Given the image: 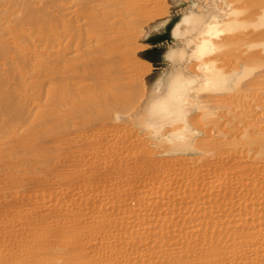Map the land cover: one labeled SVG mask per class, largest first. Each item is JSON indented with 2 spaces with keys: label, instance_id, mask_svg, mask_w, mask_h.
Instances as JSON below:
<instances>
[{
  "label": "bare ground",
  "instance_id": "obj_1",
  "mask_svg": "<svg viewBox=\"0 0 264 264\" xmlns=\"http://www.w3.org/2000/svg\"><path fill=\"white\" fill-rule=\"evenodd\" d=\"M230 1L168 0L170 12L166 15L167 5L161 0H0V194L13 188L26 194L36 189L35 195L42 188L49 194V189L57 190V182L62 188L54 191L53 200H69L70 206L77 202L80 207L73 215L79 208L74 205L69 213L67 202L59 213H44L39 205L41 212L16 214L22 219L19 227H27L22 230H28L25 236L21 229H17L19 233L5 229L3 221L11 224L16 215L0 211L1 232L8 230L13 238L23 236L8 251L2 236L0 264L15 257L19 262L22 256L31 259L18 264H29L44 255L49 257L47 264H264V0L241 4L246 7L243 24L234 23L237 7ZM151 17L153 22L137 39L148 48L137 45L134 50L145 49L142 53L154 70L150 72L146 62L127 67L129 56L124 47L128 49L137 37L138 25ZM247 22L261 29L228 45L239 61L226 63L227 67L217 65L221 37L242 29ZM257 33L262 34L258 37ZM141 73H147L144 96L136 108L142 116L122 117L142 96V83L136 82ZM231 77L234 84L229 87ZM231 91L232 96L213 97L218 105L210 107L222 108L220 115L229 125H215L211 131L217 126L216 133L223 139H243V146L234 151L217 142L214 145L208 141L210 128L203 130L208 148L215 149L209 154L214 164L201 168L186 170L184 165L183 170H176L175 164L172 167L176 160L172 169L166 168V162V172L156 174L164 171L162 158L161 162L154 159L148 147L129 141L123 131L119 135L120 125H109V120L133 118L155 134L170 126L169 143L187 141L192 137L187 135L189 124L199 129L200 123L195 125L196 118H188L192 105L197 100L207 103L210 94ZM235 120L240 127L232 124ZM197 141L201 146L203 140ZM171 149L167 146L166 151ZM97 168L101 169V186H95L100 182L95 177L100 175H93ZM38 173L57 181L50 182ZM193 180L194 186L188 184ZM139 187L152 191H138ZM105 191L116 201L111 203ZM13 195L8 206L17 208ZM29 196L25 203H30ZM86 196L97 200H91L96 206L87 205L89 210L81 207ZM2 198L0 195V210L7 205ZM127 199H133L134 205ZM105 200L111 207L101 203ZM29 221L32 227L27 226ZM46 239L48 247L43 246V253L35 244ZM29 242L33 244L28 246Z\"/></svg>",
  "mask_w": 264,
  "mask_h": 264
},
{
  "label": "rangeland",
  "instance_id": "obj_2",
  "mask_svg": "<svg viewBox=\"0 0 264 264\" xmlns=\"http://www.w3.org/2000/svg\"><path fill=\"white\" fill-rule=\"evenodd\" d=\"M162 1V3L163 4H165V6L167 7V11H166V15H169V12H170V5H169V3H168V0H161ZM199 1H202V0H199ZM205 1H207L208 3L209 2H215V0H205ZM234 1V2H233ZM238 1V0H237ZM253 0H250L249 2L248 1H244V0H239L238 2H236V0H232V2H233V4H232V6H233V8L235 9L236 7L238 8V10H237V8L235 9V12H234V15H233V17H232V19H233V21H234V23H239V24H243L242 23V21H243V19H244V16H246V14H245V10H246V7H244V8H242V6H241V4L243 3V4H245L244 2H246V4H248V3H250V2H252ZM258 0H254V3L255 2H257ZM261 2L263 1V0H260ZM258 2V3H260L261 4V2ZM225 2H231L230 0L228 1V0H225ZM236 2V3H235ZM254 3H252L253 4V6L255 7V5H254ZM258 3H256V5H258ZM236 4V5H235ZM245 4V5H246ZM220 5V7H222V5L221 4H219ZM245 5H243V6H245ZM251 5V4H250ZM241 6V7H240ZM240 8V9H239ZM241 8L242 9H244L243 10V12H242V10H241ZM244 14H242V13ZM237 17L239 18V20L237 19ZM154 18H150L149 19V21H148V23L146 24V23H142V24H139L138 25V27H137V29L135 30L136 31V33H137V37L134 39V41H133V43H131V44H129L127 47H128V49L126 48V47H124L123 49H124V53H125V55H127L126 57H128L129 59H127V63H125V65L128 67V66H130L131 64H135L134 62H146V63H149L150 65L149 66H151V70H150V72L151 71H153L154 70V67L152 68V65H151V63L149 62V61H147V60H145V59H142V58H140L139 57V53H141V52H143L144 50H142V51H135L134 50V48L138 45V46H140V45H144V46H146V49L148 48V45H146V44H142L139 40H137V39H139L141 36H142V34H143V29L144 28H146V27H148V25L151 23V22H153V21H151V20H153ZM237 19V20H236ZM239 21V22H238ZM144 24V25H143ZM247 27V28H246ZM248 27H249V30H248ZM243 29V30H242ZM242 29H238V31L236 30L234 33H227V34H225L223 37H221V39L222 38H224V40L223 41H221V42H218V41H216V42H218V45L222 48L221 50H219V51H217V53H216V56L218 57V63H217V65H224V66H226L227 64L226 63H234V60H238L239 58H237L239 55H237L236 53V51H235V49H232V48H230L232 45H231V43L233 44V42H236L237 40H241L244 36H245V34L246 33H248L249 31H258V30H260V29H258L257 28V25H255L254 27L252 26V24L250 23V22H247V23H244V25L242 26ZM248 31H247V30ZM263 29V28H262ZM244 31V32H243ZM238 32V33H237ZM241 33V34H240ZM243 33V34H242ZM236 34H238V36H236ZM258 35V37L262 34V33H257ZM227 38H226V37ZM235 36V37H234ZM239 36H241V37H239ZM238 37V38H237ZM241 38V39H240ZM226 39V40H225ZM235 44V43H234ZM230 47H229V46ZM131 46V47H130ZM130 48V49H129ZM133 51H132V50ZM231 50L230 52H229V50ZM126 50V51H125ZM122 52H123V50H122ZM223 52V53H222ZM228 53V54H227ZM233 53V54H232ZM225 54V55H224ZM137 55V56H136ZM230 55H233V56H230ZM222 57H224L225 59L222 61V62H225L226 60L228 61V62H225V63H222L221 62V60H222ZM231 58V60H230V58ZM230 60V61H229ZM232 61V62H231ZM239 61V60H238ZM130 62V63H129ZM235 63H236V61H235ZM192 66L193 64H191V63H189V66ZM194 66V65H193ZM241 66V65H240ZM227 67V66H226ZM194 68V67H193ZM198 72V71H197ZM147 74V73H146ZM145 73H141V76H140V80L138 81V80H136V82H138V83H142L141 84V91H142V93H141V97L139 98V101H138V104H136L135 106H133V108L131 107V109L129 110V113L127 114V115H124V116H122V117H128L130 114H134V115H136V116H138V114L140 115V116H142V112H141V110H137L136 108L138 107V105L140 104V102H141V100H142V98H143V96H144V91H145V87H144V82H143V79H144V77H145V75H146ZM200 73L198 72V74L197 75H199ZM232 84H234V81H233V77H231V80H230V84H229V87L230 86H232ZM143 87V88H142ZM232 93H230V92H224V93H218V94H210V96H212V97H209L208 98V100H206L207 101V103L206 102H204V100H203V103L204 104H202V101L200 102L199 100H197L196 101V103H195V105H192V108H193V110H192V112H191V114L189 115V117L188 118H196V119H194V124L197 122H200L198 125H199V129L198 128H196V127H198L196 124V126H191L190 124H189V129L191 130V132L190 133H187V135H190V136H192L191 138H189L187 141H173V142H171V143H169V142H167L166 140H167V138L169 137V132H170V130H171V127L170 126H165V127H163L160 131H159V134H155V132H154V130H151V129H149V131H146V130H148V129H144V126H139L135 121H134V119L133 118H131L130 120H128V121H123V122H118L117 121V119L116 120H109V125H114L116 128H117V126H119L118 127V131H117V133L119 134V133H121L122 131V133H126V135L125 136H127V137H130L129 138V141H131L132 139H133V141H135L137 144L139 143L140 145L142 144V145H144L145 146V148H147V150L149 149L150 150V152L152 153V156H153V158L154 159H156V160H159L160 162H161V160H162V162L160 163V164H162V167H164V166H166V162H168V164H167V166H166V168L169 166L171 169H172V167H173V165L175 166L174 168H176V170H179L180 168H182L184 165V167H185V169L186 170H189V168H193V169H197V168H201V167H204V166H206V165H209V164H207V163H213V159L211 160V158L212 157H210L211 156V152L215 149H213V148H208V146L207 145H210V142H206V140L207 139H204V138H207L205 135H204V131H205V129H209L210 128V130H208V132H209V134L211 133L212 135H210L211 137H212V139H210L211 137H208V141H213L215 144L214 145H216V142H217V144L218 145H220V146H222L223 148H226L227 150L229 149H231V150H234V151H238V150H240V148H242V146H243V144L241 145V147H240V142H242V138H240V139H242V140H240L239 142L238 141H236L235 142V140L234 141H231V139H223L222 137V135L220 134V133H216V127L217 126H224L223 124H225V127L226 126H228L229 124L227 123V121H225V119H224V117L222 116V115H220V113H221V111L223 110L222 108H220L219 109V107H214V106H216V105H218V103L216 104V101L214 100V98L213 97H221V96H225L226 94H229V96L231 95H233L234 94V92L233 91H231ZM206 95H208V94H206ZM212 98V100H214V102L213 103H209V102H211V101H209L210 99ZM192 100H196V98L194 97V98H192ZM234 101V99H232L231 101H230V104L232 103ZM201 104V105H200ZM210 104H215L213 107H212V105H211V107H210ZM208 105V106H207ZM207 106V107H206ZM210 107V108H209ZM197 108V109H196ZM202 108V109H201ZM209 108V109H208ZM200 109V110H199ZM202 110V111H201ZM206 112H205V111ZM201 113V115H200V113ZM211 113L212 112V114H208V113ZM199 115H198V114ZM227 113V112H226ZM216 114H218V115H216ZM197 115V116H196ZM206 115V116H205ZM218 116V117H216V116ZM195 116V117H194ZM199 116V118H197ZM200 116H201V118H200ZM202 116L204 117V118H206V119H203L202 118ZM213 117L212 119H210L209 117ZM226 116H227V114H226ZM229 116V115H228ZM215 117H216V119H215ZM203 119V120H202ZM214 119H215V121H214ZM195 120H198V121H195ZM200 120V121H199ZM208 120V121H207ZM207 121V122H206ZM223 121V122H222ZM117 122V123H116ZM232 124H234V126L236 125V124H238V121L237 120H235V122H233ZM201 125V126H200ZM215 125H217L216 127H215V129H213L212 131L214 132V133H216V134H218V135H216V134H214V133H212V131H211V129L212 128H214L213 126H215ZM234 126H232V127H234ZM236 126H241L240 125V123L238 124V125H236ZM195 127V128H194ZM201 127V128H200ZM130 128V129H129ZM203 128V129H202ZM127 129V130H126ZM165 129H168L167 130V132H164V130ZM204 130V131H203ZM194 131H197L198 133L197 134H194V133H192V132H194ZM128 132V133H127ZM206 132V131H205ZM121 133V134H122ZM149 135H148V134ZM237 134H238V132H236ZM235 133V134H236ZM151 134H154V135H151ZM194 134V135H193ZM120 135V134H119ZM156 135H157V137H156ZM159 135V136H158ZM215 135H216V137H215ZM153 137H154V139H153ZM237 137V136H236ZM150 138H151V140H150ZM160 138V139H159ZM215 138V139H214ZM135 139V140H134ZM197 139H199L198 141H197ZM210 139V140H209ZM218 139V140H217ZM222 139V144L221 143H219V142H221V141H219V140H221ZM202 141L203 140V142L201 143V144H198V145H201V146H197V144L195 143L196 141H197V143H200L199 141ZM215 140H217V141H215ZM238 140V139H237ZM132 141V142H133ZM138 141V142H137ZM147 141V142H146ZM229 141H231V142H229ZM145 142H146V145H145ZM175 142V143H174ZM193 142V143H192ZM205 142H206V144H205ZM213 142H211V143H213ZM227 142V143H226ZM233 142H235V143H233ZM238 142V143H237ZM148 143V144H147ZM162 143V144H161ZM168 143V144H167ZM186 143V144H185ZM228 143H229V145H228ZM246 143V142H245ZM165 144H166V146H165ZM170 144V145H169ZM185 144V145H184ZM202 144H203V146H206L208 149H210V150H207V148L206 147H202ZM205 144V145H204ZM235 146H234V145ZM181 145V146H180ZM183 145V146H182ZM193 145H196V147H194ZM211 145H213V144H211ZM230 145H233V146H231L230 147ZM165 146V147H164ZM167 146L168 147H171L172 146V149H171V151H166L167 150ZM238 146V147H237ZM93 147H95V146H93ZM187 148V150H183V149H185V148ZM194 147V148H193ZM201 148L202 147V149H198V148ZM210 147V146H209ZM228 147V148H227ZM238 149H237V148ZM245 147V146H244ZM174 148H177V149H175L174 150ZM182 148V149H181ZM196 148V149H195ZM138 149V148H137ZM225 149V150H226ZM204 150H206V151H208V152H206V151H204ZM154 152V153H153ZM206 152V153H205ZM214 152V151H213ZM203 154V155H202ZM209 154H210V156H209ZM202 156V157H201ZM207 156V157H206ZM201 157V158H200ZM162 158V159H161ZM165 158H167V160L165 159ZM171 158H173V160L171 161L170 159ZM177 158V159H176ZM179 158H181V159H179ZM161 159V160H160ZM166 160V161H163V160ZM169 159V160H168ZM183 159H184V161H183ZM187 159V160H186ZM192 159V161L190 162V160ZM194 159V160H193ZM201 159V160H200ZM177 160V162H185V161H187V163L186 164H191V165H193V166H191L190 165V167L188 166V168L186 167L187 165L185 164V163H179V166L178 165H176V164H178L177 162L175 163H173V161H176ZM208 160V161H207ZM198 161V162H197ZM203 161H205V163L203 162ZM207 161V162H206ZM171 162V163H170ZM200 162H202L203 164V166L202 165H200ZM170 163V164H169ZM173 163V164H172ZM197 165H199V166H197ZM210 163V164H211ZM164 164V165H163ZM172 164V167L170 166ZM214 164V163H213ZM180 165H181V167H180ZM195 165V166H194ZM177 166V167H176ZM161 167V166H160ZM168 167V168H169ZM195 167V168H194ZM165 167H164V171H161V169L159 170L160 171V173H158L157 171H156V174H159V175H161V174H164V172H166V169ZM191 168V169H192ZM81 169H83V168H81ZM166 169V170H165ZM184 169V170H185ZM190 169V170H191ZM192 169V170H193ZM80 170V169H79ZM78 170V171H79ZM100 170V171H99ZM162 170H163V168H162ZM180 170H183V169H180ZM81 171H83V170H81ZM81 171H79V172H81ZM87 171V170H86ZM97 173V174H94V173ZM93 172L92 171H90V173H93V175H100L99 177H97V176H95L96 177V181H98V179H99V181H100V178H101V169L99 168H97V169H95V171L93 170ZM117 172V171H116ZM121 172V171H120ZM163 172V173H162ZM42 173V172H41ZM41 173L39 174L38 173V176L39 177H41V176H43V177H47V180H50V182H53L54 183V181H55V179H53V177H52V179H51V176H49V175H44V174H42L41 175ZM89 172H88V174H90ZM167 174V173H166ZM165 174V175H166ZM169 174V173H168ZM49 176V177H48ZM43 177H41V178H43ZM23 178V177H22ZM56 181H57V179H56ZM55 181V182H56ZM77 183H81V182H77ZM99 183V184H98ZM194 183H196V181L195 180H193V182H188V184H192L193 186H194ZM52 186H50V187H54L53 186V184L52 183H50ZM56 184V189L57 190H59V189H61L62 187H59V185L57 184V182L55 183ZM82 184V183H81ZM93 184H95V182L93 183ZM101 184V181L100 182H97L96 184H95V186H101L100 185ZM188 184L186 183L185 184V186H187V187H189L188 186ZM57 185H58V187H57ZM173 185H175V186H178V185H176V184H173ZM175 186H173V189L175 190H177L178 189V187H175ZM184 186V185H183ZM193 186H191L190 188L192 189V187ZM26 187V186H25ZM36 188V187H35ZM39 188V187H38ZM37 188V189H38ZM105 188V187H104ZM172 188V187H171ZM189 188V190H187V193L191 190ZM21 189V188H20ZM26 190L24 187L22 188V190ZM39 189H41V193H40V191L35 195V191H36V189H29L28 190V192H30V190H31V192H33V193H29V195H28V192H27V194H26V192H18L17 190H15V188H13L11 191L13 192H10V193H12V194H15V195H13V198L14 197H16L15 199L18 201V203H21V202H23L24 201V199H26L28 196L30 197V203L28 202V201H26V203L27 204H29V205H27L26 203H25V201L23 202V203H21V205H18V203H17V208H20V206L23 208V209H25L24 211H23V209L22 208H20V209H18L17 210V208H16V206L15 205H13V206H8L9 204H11V202L13 201V199H12V194L10 195V193H8V191L7 192H4V194H0L3 198L5 197L6 199H3L2 200V203H3V201H5L6 202V200H7V202L5 203V204H7V205H5L6 207H5V209H7V210H9V211H6L4 208L3 209H1L0 211H2V210H4V211H2L3 213H4V215H6L8 212V214H10V213H14L15 215L17 214H30V213H33V212H31V211H33V210H36V211H39V212H41V209H39V208H41L42 207V211L44 212V213H49L50 211H56L55 213H59V212H62V210H65V206L67 205L65 202H67L68 203V201H66L65 199L62 201L61 199H59V200H61V201H58V200H56V201H58V202H61V203H57V202H55V200H53L54 198H53V196H51L53 193H54V191H57V190H53V192H52V190L51 189H49V194H50V190H51V194H50V196L52 197V199H50L51 197H49V194H47V191H43V189L42 188H39ZM38 189V190H39ZM55 189V188H54ZM83 189V188H82ZM97 189H102V188H98L97 187ZM106 189V188H105ZM140 189V190H139ZM188 189V188H187ZM193 189H194V187H193ZM192 189V190H193ZM94 190V189H93ZM98 190V191H99ZM138 191H146L147 190V192H151L149 189H146V188H138L137 189ZM149 190V191H148ZM42 191L44 192V193H42ZM94 191H96V188H95V190ZM186 191V190H185ZM16 192L17 193H19L18 195H19V197H18V195L16 194ZM106 192V191H105ZM45 194L43 197H42V195L40 196V194ZM79 193V192H78ZM115 193V192H114ZM113 193V194H114ZM6 194H8V195H6ZM22 194H23V196H22ZM31 194L33 195V196H31ZM39 194V196L41 197V200H40V197H38L39 199H37V195ZM76 194H77V192H76ZM189 194V193H188ZM10 195V196H9ZM17 195V196H16ZM27 197H26V196ZM35 195V196H34ZM47 195V196H46ZM53 195H55V194H53ZM80 195H81V197H80ZM106 195H108V196H106V198L107 197H111L110 199H109V201L112 203V201H114L116 198H114L113 196H111L110 194H109V192L107 193L106 192ZM110 195V196H109ZM115 195V194H114ZM8 197V198H7ZM23 197H25V198H23ZM32 197H33V199H32ZM35 197V198H34ZM55 197V196H54ZM76 197L77 198H84V196H83V194L82 193H80V194H77L76 195ZM10 198V199H9ZM21 198V199H20ZM43 198V199H42ZM82 198V199H83ZM86 199L88 198V196H86L85 197ZM150 198V197H149ZM36 199V200H35ZM89 199H90V201L91 200H96L95 198H88V200H86V201H88V202H90L89 201ZM122 199H125V197H123ZM12 200V201H11ZM37 200H40V201H37ZM44 200V201H43ZM46 200V201H45ZM48 200V201H47ZM84 200V199H83ZM128 200V199H127ZM10 201V202H9ZM33 201L35 202V201H37V202H35V203H33ZM44 202V203H42V202ZM86 201H82V202H84V203H86L85 205H83V206H81L82 208H83V210H84V208L85 209H87V210H89L90 209V206L88 207L87 205H91L92 207H94V206H96V203H95V201H91L90 203H88V202H86ZM97 201V200H96ZM108 201V202H109ZM116 201V200H115ZM118 201H119V199H118ZM129 201V200H128ZM127 201V202H128ZM131 201H132V204L131 205H134V201H133V199L132 200H130L129 202L131 203ZM38 202H39V204H38ZM95 203V205H94V203ZM0 203H1V199H0ZM52 203V204H51ZM70 204H72V202H69ZM69 203H68V205L66 206V210L67 211H69V213H71V210H72V212H73V210H75L74 209V207L77 209V207L78 206H76V204H77V202L74 204V205H72V206H70L69 205ZM101 203H106L104 206H106L107 207V205L109 206V207H111L107 202H106V200L105 201H102ZM33 204V205H32ZM46 204V205H45ZM53 204H54V206H53ZM63 204V206L64 207H62L61 205ZM80 204V203H79ZM97 204H98V202H97ZM12 205V204H11ZM24 205V206H23ZM26 205V206H25ZM39 205L41 206V207H39ZM52 205V206H51ZM102 205V204H101ZM112 205V204H111ZM15 206V207H14ZM19 206V207H18ZM28 206V207H27ZM31 206V207H30ZM34 206H37L38 207V209H37V207H34ZM45 206V207H44ZM49 206V207H48ZM70 206V208H68ZM74 206V207H73ZM15 208V209H13V208ZM56 207V210L54 209V208ZM91 207V208H92ZM109 207H107V208H109ZM137 207V206H136ZM27 208H28V210H27ZM31 208V209H30ZM34 208V209H33ZM36 208V209H35ZM44 208V209H43ZM62 208H64V209H62ZM79 209H77L76 211H74L73 213H71V215H73L74 213L75 214H77L78 212H79V210H80V207H78ZM81 208V209H82ZM50 209V210H49ZM20 210V211H19ZM21 210H22V212H21ZM46 210V211H45ZM48 210V211H47ZM19 211V212H18ZM15 212H17V213H15ZM26 212H29V213H26ZM77 212V213H76ZM150 212V211H149ZM6 213V214H5ZM17 215H16V217H14V219L17 221H14V219H12V221L13 222H11V224H9V223H5V221H3L2 223L4 224V226H5V229H8V230H10V231H12L13 229H15V232H16V230L17 229H21L20 227H19V222L18 221H22V219H18V217H17ZM32 215V214H31ZM31 217V216H30ZM33 217V216H32ZM32 217H31V223L33 222V223H35L34 222V220H35V218H34V220L32 219ZM70 219L71 218H69V219H67V220H69L70 221ZM29 220H30V218H29ZM65 220V219H64ZM64 220L62 219V220H60L61 222H64ZM67 220H65V222L64 223H67L68 221ZM1 221V220H0ZM60 221H57V222H54L53 221V223L55 224H57L58 222V224H61L60 223ZM67 221V222H66ZM15 222V224H13ZM19 223V224H18ZM28 224H27V226H30V227H32L29 223H30V221L29 222H27ZM69 223V222H68ZM1 224V223H0ZM17 224H18V226H17ZM14 226H17V228L16 227H14ZM29 227V228H30ZM23 229L24 228H27L26 226H24V227H22ZM28 228V229H29ZM5 229L4 230H2L3 232H1V230H0V240L2 241V240H4V239H2V236H3V238H5V240L3 241V242H6V243H4L5 245H4V247H6V250L9 248H11L10 246H14L15 244H17V243H19V242H21V240H20V238H21V236H22V234L20 235V234H18V236L16 237V238H13V236H10L9 237V235L7 234L8 232V230H6L5 231ZM23 229H21L20 231H22ZM19 230H17L18 231V233H19ZM9 231V232H10ZM14 231V230H13ZM28 230H26L25 229V232H27ZM23 232V231H22ZM25 232H23V234L25 233ZM5 234V235H3V234ZM2 234V235H1ZM27 234V233H26ZM26 234H24L23 236H25ZM20 235V236H19ZM7 238H6V237ZM23 236H22V238H23ZM20 237V238H19ZM50 237V239L49 240H52L51 239V236H48L47 237V239ZM19 238V239H18ZM47 239H46V241L45 242H43V243H37V245L35 244V246H36V248H38V249H40L39 251H42L43 253L45 252V246H46V248L48 247V241H47ZM17 241V242H16ZM19 241V242H18ZM7 242H8V244H7ZM12 243V244H11ZM14 243V244H13ZM47 243V244H46ZM30 244V245H29ZM33 244V243H32ZM30 242L28 243V246H31L32 245ZM7 245V246H6ZM41 246L40 248H39V246ZM9 246V247H8ZM44 246V247H43ZM2 247V246H1ZM43 247V248H42ZM13 248V247H12ZM0 249H2L3 250V247L2 248H0ZM8 249V250H9ZM7 250V251H8ZM5 251V250H4ZM41 252V253H42ZM20 257V256H19ZM23 257V256H22ZM22 257H21V259L20 260H18L19 262H24V260H26V259H31V258H26V259H22ZM39 257H41V259H39ZM38 258H36V259H38L37 261L38 262H36V259H32L31 261H32V264L34 263H39L40 262V264H47V263H49L50 262V260L48 261V260H45V259H49V257L48 256H46V255H44V257L43 256H39ZM45 257H48V258H45ZM18 259V257H15L14 259H11V260H13V262L14 261H16V264H18L19 262H17V259ZM25 258V257H24ZM42 258H44V259H42ZM11 260H10V262H11ZM35 260V261H34ZM42 262H41V261ZM44 260V261H43ZM9 261V260H8ZM31 261H29L30 263H31ZM34 261V262H33ZM45 261H47V263H45ZM10 262H8V264L10 263ZM27 262V261H26ZM29 262H27V263H29ZM29 263V264H30ZM11 264H13L12 262H11ZM14 264H15V262H14Z\"/></svg>",
  "mask_w": 264,
  "mask_h": 264
},
{
  "label": "water",
  "instance_id": "obj_3",
  "mask_svg": "<svg viewBox=\"0 0 264 264\" xmlns=\"http://www.w3.org/2000/svg\"><path fill=\"white\" fill-rule=\"evenodd\" d=\"M139 57L148 61V59L145 57V54L142 52L139 54Z\"/></svg>",
  "mask_w": 264,
  "mask_h": 264
}]
</instances>
